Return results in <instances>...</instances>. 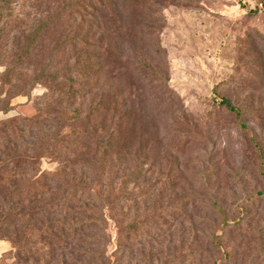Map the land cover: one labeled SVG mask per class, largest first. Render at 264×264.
I'll list each match as a JSON object with an SVG mask.
<instances>
[{
	"label": "rangeland",
	"instance_id": "374dc122",
	"mask_svg": "<svg viewBox=\"0 0 264 264\" xmlns=\"http://www.w3.org/2000/svg\"><path fill=\"white\" fill-rule=\"evenodd\" d=\"M45 21L39 45L13 66ZM0 38V122L39 116L46 85L33 87L22 75L43 69L62 72L51 86L59 101L53 119L64 110L90 111L93 123L106 122L104 134L128 109V145L120 154L130 170L131 203L147 206L142 237L135 228L124 234L110 227L114 262L264 264V0H7ZM6 66L15 69L11 79ZM101 104L106 110L95 112ZM68 129L27 177L19 176L22 165H1L0 156V264H63L52 259L56 247L15 223L4 202L31 190L36 175L57 171L61 141L74 140ZM1 181L14 182L13 191L1 193ZM13 233L25 245L19 254ZM121 240L125 254L117 249Z\"/></svg>",
	"mask_w": 264,
	"mask_h": 264
},
{
	"label": "trees",
	"instance_id": "16d2710c",
	"mask_svg": "<svg viewBox=\"0 0 264 264\" xmlns=\"http://www.w3.org/2000/svg\"><path fill=\"white\" fill-rule=\"evenodd\" d=\"M1 2L6 4L7 0H0V6ZM49 25L47 21L42 22L26 37L24 49L13 66L22 64L29 57L32 49L41 42ZM14 70L12 66H6L5 77L11 79ZM61 73L52 76L43 69L33 77L22 75L31 79L33 87L46 85L47 93L38 98L43 108L39 111V116L0 122L1 165H22L19 176L27 177L29 173H33L32 167L37 160L52 149L59 131L69 128L74 140L61 141L65 146V154L57 171L36 175L34 178L38 177V181L31 185V190L21 192V196L4 202V205L8 207L9 215L15 223H25L35 235L33 237L39 236L40 240L56 247L52 252L53 260L62 258L63 261H59L63 264L67 259H71V264H117L109 255L110 227L115 226L124 234L130 232V228H135L142 237L145 213L141 206H147L140 199L144 195L136 197L140 202L135 200V204L131 203L133 194L129 183L130 170L126 166L127 161L120 154L125 152L128 145V139L122 135V130L129 126L128 109L123 106V120L115 125L114 130L104 134L102 132L106 122L98 120L93 123L98 118L90 111L85 113L80 109L71 112L64 110L63 113L58 112L59 117L53 119L51 107L59 101H54L51 86L60 81ZM71 95L72 99H77L79 94L73 92ZM114 103L117 108L118 102ZM222 105L228 111L240 114L230 101L223 100ZM96 109L97 113L105 111V104ZM12 110L10 108L2 112L8 114ZM51 120L57 123L53 124ZM73 159L77 165H71ZM139 165H142V170L144 162H139ZM119 174L122 177H118ZM66 177L75 185L66 186L63 181ZM140 179L137 178L136 182ZM45 180L51 182V188L44 185ZM16 181L17 179L14 182ZM14 182L9 185L1 181V193L13 191ZM56 182H63L65 187ZM134 189L140 192L142 184L138 186L136 183ZM17 191L14 190L12 194H17ZM4 205L1 203V209ZM223 220L226 221V218ZM126 222L131 224L122 228ZM156 227L159 230L160 226ZM43 235L48 236L43 238ZM12 242L18 254L24 250L25 245L17 233H13ZM127 248L121 240L117 249L125 254ZM56 253L59 254L55 258ZM41 257L46 261L47 256Z\"/></svg>",
	"mask_w": 264,
	"mask_h": 264
}]
</instances>
